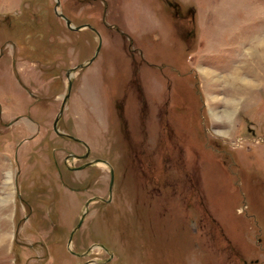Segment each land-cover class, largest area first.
Returning a JSON list of instances; mask_svg holds the SVG:
<instances>
[{
    "label": "rangeland",
    "instance_id": "374dc122",
    "mask_svg": "<svg viewBox=\"0 0 264 264\" xmlns=\"http://www.w3.org/2000/svg\"><path fill=\"white\" fill-rule=\"evenodd\" d=\"M59 2L0 0V264H264V0Z\"/></svg>",
    "mask_w": 264,
    "mask_h": 264
},
{
    "label": "water",
    "instance_id": "95a60500",
    "mask_svg": "<svg viewBox=\"0 0 264 264\" xmlns=\"http://www.w3.org/2000/svg\"><path fill=\"white\" fill-rule=\"evenodd\" d=\"M66 22H67V27H68V28H71L70 25H69V22H68V21H66ZM56 123H57V119H56V121H55V123H54V125H53L54 132H55L56 134L60 135L59 132H58V130H57V128H56ZM97 161H100V160H97ZM100 162H103V161H100ZM103 163H104V162H103ZM111 175H112V173H111ZM111 184H112V178H111ZM80 224H81V221H80ZM80 224H79L78 226H80ZM70 241H71V238H70Z\"/></svg>",
    "mask_w": 264,
    "mask_h": 264
}]
</instances>
